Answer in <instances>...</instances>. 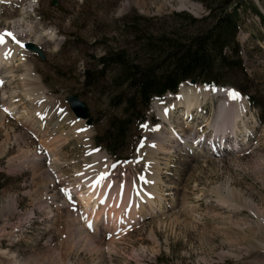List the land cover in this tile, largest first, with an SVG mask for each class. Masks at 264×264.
Segmentation results:
<instances>
[{
	"label": "rangeland",
	"instance_id": "1",
	"mask_svg": "<svg viewBox=\"0 0 264 264\" xmlns=\"http://www.w3.org/2000/svg\"><path fill=\"white\" fill-rule=\"evenodd\" d=\"M188 1L200 6L184 9L187 0L0 2V31L13 32L23 43H37L44 52L42 58L5 37L15 47V66L0 84V110L5 112L0 123V208L10 210L0 217V264H264V20L256 11L264 16V0ZM225 5L238 6L241 17L236 40L242 68L227 66L217 72L224 85L237 87L202 102L189 118L176 102L173 125L156 108L169 105L174 98L168 96L178 92L163 93L147 108L138 106L145 118L127 126L118 147L100 140L112 120L125 116L121 99L131 90L120 82L119 67L108 61L102 70L99 57L120 51L127 62L143 63L154 56L146 48L147 29L184 36L196 26L188 14L198 18ZM27 68L46 98L69 113L51 130L49 150L41 137L44 130L39 132L40 120L29 114L39 99L21 78ZM229 90L246 100L249 132L222 144L224 138L220 143L208 124L230 102ZM72 93L88 105L87 117L77 118L70 109L67 97ZM3 103H12L13 111H5ZM189 128L204 140V154L184 146L171 152L169 143L161 152L145 147L155 143L154 129L169 135L178 130L176 145L187 139ZM91 148L105 155L107 178L115 184L124 180L136 188L149 180L154 188L147 192L150 202L143 195L140 199L141 216L114 233L103 221L97 229L86 223L96 245L73 236V213L80 219L86 215L80 193L71 188L70 200L61 191L74 182L85 186L88 179L77 175L84 169L103 168L95 166ZM33 153L39 155L38 164L28 159ZM46 168L55 176L52 184L41 179ZM229 192L241 206L231 204Z\"/></svg>",
	"mask_w": 264,
	"mask_h": 264
},
{
	"label": "bare ground",
	"instance_id": "2",
	"mask_svg": "<svg viewBox=\"0 0 264 264\" xmlns=\"http://www.w3.org/2000/svg\"><path fill=\"white\" fill-rule=\"evenodd\" d=\"M3 0H0V2ZM187 6V7H186ZM200 5L190 3L187 0V4L185 5V8H189L191 10H194L195 8H198ZM202 8V7H201ZM196 10L195 12H197ZM1 32V31H0ZM8 43L5 45H0V81L4 78V76H12L13 71V58L15 51H12L13 48L10 45L9 39L5 38ZM35 41L39 42L40 40L38 38L35 39ZM11 52L10 55H6V53ZM16 57V56H15ZM21 78L25 80V82L28 80V86L30 90L32 91L33 96L35 98L39 99L37 100L36 107H33L31 110H29V114L31 117H36L40 120L39 124V132L40 130H44L43 133H41V137L43 139V142L46 141L47 149L49 150V146L52 144H49V140L47 142V138L51 139L50 135L52 134L51 130L55 128L58 124L57 121L60 118H69V113L66 114L67 111H64L62 106H57V103L55 104L52 99L46 98V92L45 89L39 84V82H36V80L33 78V75L31 74V71L29 68L26 69L25 75L22 74ZM196 85L191 83H180L179 89L177 90L178 94L174 96H168V99L174 98V101H170L169 105L161 106L157 105V113L160 115V117L166 122L170 123V125H173L172 122V115L171 111L173 110L175 104H179L183 106V114L187 118L192 117L194 115V112L202 106V102L210 100L211 98L216 97L219 94H225L224 88H230L232 86L228 87H215L210 88L204 85H200L201 87H195ZM199 86V85H198ZM14 90V89H13ZM176 92V93H177ZM231 90L228 91V97L230 99V102H227L224 106H221L219 111L216 114V118L212 124H208L210 126H214V131L217 135H219L220 143L223 141L222 137L224 138V143L227 144L228 140L230 138L232 139H239V136L241 133L243 134L244 130L246 134L249 132L247 127V117L245 116V105L246 100L242 97L240 99H232L230 95ZM14 93V92H13ZM169 93V92H168ZM27 95V94H26ZM34 99V97H33ZM170 99V100H171ZM13 102V101H11ZM177 102V103H176ZM14 103V102H13ZM3 107H6L8 111H13L14 105L12 103L6 105L5 103L2 104ZM5 117V112L0 110V123L3 122V119ZM66 117V118H65ZM37 132V131H36ZM37 132V133H39ZM48 133L49 135H47ZM46 134V135H45ZM186 140L182 142H178V144L173 145L174 136H180L178 133V130H173L169 134H166L162 130H155L153 131L154 136V144H147L145 147L147 149L151 148L150 151H160L163 148V145L166 143H169L168 146L169 151H174L175 147H179L181 149L182 146L185 148H189L193 150L196 148V150H200L205 152L203 149V144H205L204 140H201L198 137H195V129L189 128V130L185 133ZM230 135V136H229ZM49 136V137H48ZM53 136V135H52ZM55 136V135H54ZM227 137V139H226ZM179 141V140H178ZM238 140H236L237 142ZM60 143V141H59ZM55 144V143H54ZM172 144V145H171ZM57 145V144H56ZM57 147V146H56ZM174 149V150H173ZM90 154L93 155L95 166L103 165V168L99 171H90L85 170L82 171L84 176V179H88V182L86 183L83 178V182H85V186L80 183H72L70 186L68 185L66 189L71 190L74 188L79 194V197L84 202V207L86 209V215L83 216V218L80 219V215L78 213H73L71 221L73 222V226L75 228L76 235L73 236L77 237L78 241H84L89 245H96V241L94 236L90 233L87 229L86 223H91L92 226L98 228L99 222L103 221V223L107 226V229L109 232H113L116 228L124 227L128 225V223H131L132 221H135L138 219L139 216H141V210L142 205H140V199L143 195V198H147V192H154V188L152 184L145 183L142 185H137L136 188L132 187L131 184H125L123 180V184H115V182H112L113 179L107 178L106 172H108L109 163L108 161L104 160V154L98 153V151L94 150L93 148L89 149ZM39 155L38 154H31L29 156L30 163H36L38 164L39 161ZM94 167V166H93ZM97 168V167H96ZM55 171V167L53 169ZM41 179L46 180L49 183H54L55 176L52 175L51 172L47 171V168L43 170L41 173ZM109 174V173H107ZM104 175L105 178L95 186V188L89 187L90 184H93L95 181L99 180L100 176ZM154 175V173L149 174L147 177H151ZM112 180V181H111ZM45 181V182H46ZM44 182V183H45ZM149 182V180H148ZM114 183V184H113ZM155 186V185H154ZM72 188V189H71ZM157 190V189H156ZM230 191V190H228ZM149 192V193H150ZM87 194V196H86ZM107 194V195H106ZM67 195V194H66ZM79 198V199H80ZM227 198L231 202L233 206H241L242 204L238 202L237 195L229 192ZM147 202H150V198H147ZM64 203V201H62ZM144 205V204H143ZM152 206V205H151ZM248 206V205H247ZM144 209V208H143ZM10 211V210H9ZM4 211L2 212L3 215H6L8 212ZM147 211V210H146ZM148 212V211H147ZM150 212V211H149ZM71 214V213H70ZM88 220V222H87ZM73 229V228H72ZM74 232V231H72Z\"/></svg>",
	"mask_w": 264,
	"mask_h": 264
},
{
	"label": "trees",
	"instance_id": "3",
	"mask_svg": "<svg viewBox=\"0 0 264 264\" xmlns=\"http://www.w3.org/2000/svg\"><path fill=\"white\" fill-rule=\"evenodd\" d=\"M228 6L222 10L213 7L208 14L198 18L187 13L196 26L184 36L177 31L168 34L147 29L146 48L155 57L149 55L143 63L127 62L126 54L120 51H109L99 57L102 70L108 61L119 67L120 82H126L131 90L121 99L125 103V116L112 120V127L100 135V140H107L108 146L118 147L127 126L136 119L142 121L145 118L138 106L147 108L153 97L159 98L167 90L176 91L181 80L194 77L199 83L215 86L223 84L217 70L227 66L242 68L243 58L236 40L241 17L238 6L230 9ZM256 11L264 20L261 11Z\"/></svg>",
	"mask_w": 264,
	"mask_h": 264
},
{
	"label": "water",
	"instance_id": "4",
	"mask_svg": "<svg viewBox=\"0 0 264 264\" xmlns=\"http://www.w3.org/2000/svg\"><path fill=\"white\" fill-rule=\"evenodd\" d=\"M54 3L56 1H53ZM187 9V8H184ZM183 9V10H184ZM190 11H192L191 9H189ZM196 13V12H194ZM26 46L29 47L30 49H32L33 51L39 52L40 57H44V52H42V49L40 48V46L36 43H33L32 41H28L26 42ZM182 81L179 82L178 86L180 85ZM191 83V84H195L196 86L199 84V82L196 80V78H188L187 80L183 81L182 83ZM67 101L69 103V107L70 109L73 111V113L75 114V116L77 118L80 117H87L88 116V109H87V104L85 102H83L80 98H78V96H76L74 93L70 94L67 97ZM2 208H0V217L2 215Z\"/></svg>",
	"mask_w": 264,
	"mask_h": 264
},
{
	"label": "snow or ice",
	"instance_id": "5",
	"mask_svg": "<svg viewBox=\"0 0 264 264\" xmlns=\"http://www.w3.org/2000/svg\"><path fill=\"white\" fill-rule=\"evenodd\" d=\"M33 3H35V0H33ZM5 37H10V38H11V41H12L14 44L18 45L19 47H21V48L25 47V44L21 41V39H19V38L17 37V35L14 34V33L11 32V31L0 32V45H5V44L8 43V41L5 39ZM10 54H11L10 51H9L8 53H6V55H10ZM2 83H3V81H0V84H2ZM230 95H231V98L234 99V100H235V99H240V98H241L240 93H238V92L235 91V90H231ZM5 111H7V109H5ZM113 167H115V165H113ZM77 175H81V176H82L83 173H77ZM104 178H105V176H104V175H101L100 178H99V180L95 181L93 184H90L89 187L95 188V186H96L97 184H99ZM145 182L147 183L148 181H145ZM61 191H62V192H65V193L68 195V198H69L70 200L72 199V196H71V190H68V189H61ZM88 227H89V228H92L93 226H92L91 223H89V224H88Z\"/></svg>",
	"mask_w": 264,
	"mask_h": 264
}]
</instances>
